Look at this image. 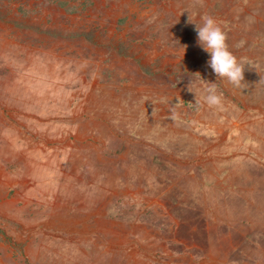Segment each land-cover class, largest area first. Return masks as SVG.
<instances>
[{"label":"rangeland","instance_id":"374dc122","mask_svg":"<svg viewBox=\"0 0 264 264\" xmlns=\"http://www.w3.org/2000/svg\"><path fill=\"white\" fill-rule=\"evenodd\" d=\"M0 264H264V0H0Z\"/></svg>","mask_w":264,"mask_h":264},{"label":"clouds","instance_id":"9594fccd","mask_svg":"<svg viewBox=\"0 0 264 264\" xmlns=\"http://www.w3.org/2000/svg\"><path fill=\"white\" fill-rule=\"evenodd\" d=\"M195 30L198 35L199 45L210 55L208 65L217 78L226 79L236 88L243 87L246 84L244 77L245 68L229 50L227 35L218 22L211 16H205L202 26H196ZM184 47L186 49V45ZM192 76L202 79L199 72L192 74ZM194 82L190 80L188 90ZM208 84L209 87L207 88V95L204 97V103L209 108H222L223 100L216 91V83L208 82ZM195 104L202 106L200 99L196 97Z\"/></svg>","mask_w":264,"mask_h":264},{"label":"crops","instance_id":"0c3cea01","mask_svg":"<svg viewBox=\"0 0 264 264\" xmlns=\"http://www.w3.org/2000/svg\"><path fill=\"white\" fill-rule=\"evenodd\" d=\"M174 94H177V93H179L180 92V88H174V89H172L171 90ZM174 98H180V100L181 99H185L186 98V96H185V94H179L178 96H175ZM179 100V101H180ZM171 103H173L172 101H170ZM175 106V105H174ZM173 109H174V107H173ZM175 110H177L178 112H180V115H178V116H176V115H174L173 113H170V114H165L164 112H162V114H163V118H166L167 120H174L173 122L174 123H177L178 125H180V126H187V124H189L190 122H192V118H191V115H190V113H188V111H189V109H188V107H186V106H178V107H175ZM163 111H164V109H163ZM166 116V117H165ZM197 123H200L201 124V132H202V134H203V137H204V139H211V138H208L207 137V134H211L212 133V127H211V125L210 124H207L206 122H201V121H198ZM193 127L195 128V125H193ZM192 127V128H193ZM174 135H179L180 137L179 138H181V137H184L185 138V142H188L187 141V138L188 139H192V140H194L195 141V138H193L191 135H189L188 133H186V132H182V131H179V132H174V133H172V136L174 137ZM177 138V137H176ZM223 145V147L225 146V144H221V146ZM212 147H213V143H210L209 145H208V147L206 148V150H211L212 149ZM180 152L178 153L179 154V156L178 157H180V158H182L183 156H186L187 157V155H185L182 151H183V148L182 147H180ZM226 156V155H225ZM210 159V158H209ZM214 159V158H213ZM213 159H211V160H208V161H206V162H211V161H214ZM223 159V158H222ZM226 159V166L228 165V157H226L225 158ZM185 162V161H184ZM205 162V165H208V163H206ZM215 162H216V160H215ZM186 163V162H185ZM220 163H222V162H220ZM185 165V167H186V164H184ZM183 165V166H184ZM212 164H210V166H211ZM182 165H180V167H181ZM210 166H209V168H210ZM212 167V166H211ZM218 167V166H217ZM213 168V167H212ZM219 169H220V171H218V172H216V174L219 176L220 175V177H221V179H219L218 181H222V179H223V176H222V173L221 172H223V171H225V177H227V168H225V169H222L221 167H219ZM189 170H190V166H189ZM228 182V181H227Z\"/></svg>","mask_w":264,"mask_h":264}]
</instances>
